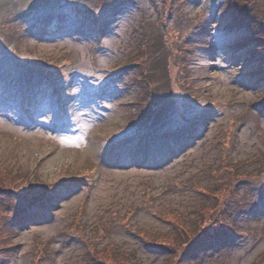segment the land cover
Returning a JSON list of instances; mask_svg holds the SVG:
<instances>
[{"label":"rangeland","instance_id":"1","mask_svg":"<svg viewBox=\"0 0 264 264\" xmlns=\"http://www.w3.org/2000/svg\"><path fill=\"white\" fill-rule=\"evenodd\" d=\"M53 1L61 5L66 22L52 38L42 35V30L34 38L18 36L29 21L11 12L17 7L28 10L36 2L34 11L39 0H0V26L11 22L18 30L1 34L0 57L7 50L35 65L63 56L76 73L83 74L85 84L84 88L82 83L75 85L73 102L63 110L49 82L40 80L18 89L16 83L0 77V171L16 164L38 172L30 187L19 183V193L7 195L6 208L14 216L24 209L43 211L19 221L9 264H35V258L36 264H85L94 262L88 255L92 247L102 250L107 245L114 248V255L135 264H171L169 253L158 243L166 245L180 234L208 228L202 215L222 194L219 170L224 167L235 168L232 176L248 198L242 233L214 255L203 257L200 264H264V108L260 104L264 102V0H250L262 8L263 22L244 18L247 25L240 30L226 28L235 19L233 0L207 1L213 16L212 46H196L197 57L188 62L206 103L196 116L203 121L197 122L201 130L184 156L157 168L130 166L131 156L107 148L111 140L131 138L138 127L149 125L141 115L144 107L131 105L145 91L167 109L175 107L172 96L179 95L180 110L192 111L187 88L176 80L171 84L166 63L156 61L141 75L134 66L123 68L119 63L134 43L132 33L142 16L159 15L155 0L120 2L112 15V28L101 34L86 22L84 31L79 29L77 6L87 0ZM203 7V2L190 1L181 10L195 18ZM53 24L56 27L59 21ZM164 24L169 41L175 43L188 22L169 17ZM250 37L254 42L237 46ZM130 81L135 85L130 86ZM122 102L130 104L122 106ZM86 166L91 168L88 178L94 170L100 172L94 185L85 182L87 178H76L50 193L54 196L45 203L29 206L31 199L25 193L43 194V180H64L76 169L86 172ZM38 184L41 187L34 190ZM77 218L82 231L70 236L68 226ZM11 233L12 229L0 230V243ZM108 252L103 255L109 258Z\"/></svg>","mask_w":264,"mask_h":264},{"label":"trees","instance_id":"2","mask_svg":"<svg viewBox=\"0 0 264 264\" xmlns=\"http://www.w3.org/2000/svg\"><path fill=\"white\" fill-rule=\"evenodd\" d=\"M104 1V6L107 7H112L115 5L114 1L115 0H103ZM118 1V0H116ZM179 0H174L172 3L174 2H178ZM163 3H166V0H163ZM254 8H259V6L257 7L256 4H253ZM244 7H246V4L244 5ZM256 9H253L252 7H250V9H247V12H250L251 10L254 12V14L257 12ZM41 62H45V61H41ZM187 130V129H185ZM185 130H183L182 132H184ZM165 135V134H164ZM171 136L173 138V141L177 144L180 143H185L188 139L189 136H191L190 133H171ZM129 148V147H128ZM162 147H154L153 149L151 147H149L148 149H139L138 152L141 151H145V152H149V154H151V156H162L160 155L161 152H163V150L161 149ZM169 147L166 149L168 150ZM2 181V180H1ZM231 175L227 174L225 179L223 180L222 183H225L226 185H228V189L227 191H224L222 193V195L224 196V199L222 202H217L215 207L217 206L216 210L219 213V217L220 219V225L223 227L226 226L227 224V220L231 219V218H236L233 217L234 215L237 216V214L240 213L241 209L243 208V199L238 196L237 192H233L232 190H236L235 189V184H229L231 182ZM203 218V217H202ZM9 223L6 221H2L0 219V230H5L6 226ZM216 234H220L219 232H216ZM215 235V234H214ZM216 236V235H215ZM203 239L201 242L197 243L195 242L194 244H191L188 246L187 251L183 249H179L176 248V252L174 255V258L171 260V264H190L194 258H195V254H197V252H201L203 250H206V248L208 246H211V241H209L208 239ZM217 244V242H216ZM4 245L6 244H1L0 245V259L3 260L6 255L8 254V251L5 249ZM172 248L173 246L170 245ZM174 249V248H173ZM11 250V249H10ZM104 251H107V249H105ZM113 252L114 250L111 249L109 253ZM98 262L99 264H135L132 263L130 260L125 259L124 257H122L121 255H111L109 258L105 255L99 256V255H94L93 256Z\"/></svg>","mask_w":264,"mask_h":264}]
</instances>
